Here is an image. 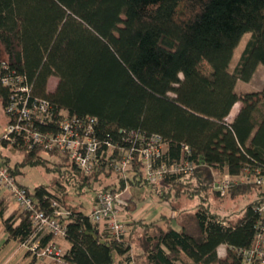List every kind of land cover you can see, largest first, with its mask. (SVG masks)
Instances as JSON below:
<instances>
[{
    "label": "trees",
    "instance_id": "obj_1",
    "mask_svg": "<svg viewBox=\"0 0 264 264\" xmlns=\"http://www.w3.org/2000/svg\"><path fill=\"white\" fill-rule=\"evenodd\" d=\"M247 33L251 38L231 71L235 50ZM0 46L2 60L28 77L33 96L52 103L55 119L63 110L71 116L96 117L99 138L116 144L112 158L129 145L124 133L138 130L159 134L166 143L155 167L183 158L198 164L192 174L166 175L160 182L169 188L181 185L183 192L195 196L206 188L213 190L215 172H264V88L242 94L236 90L238 80L250 81L264 64V0H0ZM54 77L58 82L50 90ZM10 94L0 87L4 108ZM238 102L241 106L229 120ZM8 146L0 142L1 162L16 177L21 164L48 167L50 158L41 149L14 145L25 154L20 164L10 165L3 153ZM45 153L61 158L56 167H49L54 175L50 183L31 191L18 180L34 196L38 209L48 210L54 199L67 205L50 188L53 184L62 195L71 188L83 194L126 185L118 174L120 183L97 189L93 177L113 174L111 166L100 164L87 177L67 154ZM129 172L130 186L149 184L143 164L135 163ZM164 185L157 188L160 201L169 200L162 192ZM256 189L257 199L235 223L215 213L202 196L191 211L172 204L179 211L180 229L163 214L157 221H134L122 240L101 231L84 208L67 205L72 215L66 221L69 248L62 264H246L244 251L254 243L264 187L238 184L228 191L236 195ZM0 218L9 240L23 244L33 238L35 227L27 212L20 207L8 212L1 195ZM57 238L42 233L39 245L57 243ZM221 245L227 247L225 256L219 255ZM26 255L32 256L28 264L39 259L30 250ZM117 256L123 257L120 262Z\"/></svg>",
    "mask_w": 264,
    "mask_h": 264
},
{
    "label": "built area",
    "instance_id": "obj_2",
    "mask_svg": "<svg viewBox=\"0 0 264 264\" xmlns=\"http://www.w3.org/2000/svg\"><path fill=\"white\" fill-rule=\"evenodd\" d=\"M0 87L11 92L5 107L9 123L0 142L6 141L12 147L20 146L27 150H55L67 154L87 177L92 175L97 166L105 163L126 179L124 188L96 192L88 214L91 221L101 231L106 230L112 238L122 240L127 235L128 229L122 215L132 198L128 176L135 163L143 164L145 178L151 184L160 182L169 174H192L198 167L189 158L170 165L161 163L159 167H155V162L166 152V143L159 134L146 135L138 130L124 133L123 138L129 145L126 148L120 147L119 155L112 158L116 144L111 139L99 138L96 117L71 116L63 110L59 112V118L55 119L52 103L48 99L33 96V86L28 77L12 69L5 60H0ZM183 150L188 155L191 154L189 146L184 145ZM18 180L10 167L1 162L0 157V191L10 193L12 200L27 212L35 227L33 238L36 239L32 238L22 245L39 259H49L50 264H62L65 254L63 246L51 241L41 248L39 236L48 232L64 238L66 221L72 215V210L58 199L51 201L48 210L38 209L34 196L26 187L19 185ZM238 184L264 187V172L246 168L240 175L226 173L215 177L213 188L224 195ZM257 210L260 221L253 246L244 251L246 264H264V199Z\"/></svg>",
    "mask_w": 264,
    "mask_h": 264
},
{
    "label": "rangeland",
    "instance_id": "obj_3",
    "mask_svg": "<svg viewBox=\"0 0 264 264\" xmlns=\"http://www.w3.org/2000/svg\"><path fill=\"white\" fill-rule=\"evenodd\" d=\"M251 38V33H247L243 36L239 46L236 48L230 69L231 71H234L236 66L239 63V60L241 58V55ZM5 54L3 53V49L0 46V59H4ZM204 69L208 71V66L204 64ZM58 82L57 78H51L49 82V89L53 90ZM264 88V64H260L251 78L250 81H242L238 80L236 90L238 93H246V92H253V91H260ZM241 103L238 102L230 116L229 120H232L235 116V114L238 112V109L240 108ZM9 123V115L6 113L4 105L2 103V100L0 98V138L5 133V130L7 129ZM4 157H9V163L10 165L15 166L16 164H20L23 160L24 156V150L16 149L12 146L4 147L3 148ZM48 158H50L48 167L46 166H25L22 167V164L20 166V170L18 171L21 174L18 178L19 180H22V183H24L26 186L29 187L31 191L35 189L36 186L41 184H49L52 177L54 178V175L52 172H50V168L56 167L55 162H61V158L57 155H51L47 154L45 152H41ZM8 160V158H5ZM50 167V168H49ZM22 168V169H21ZM223 175L220 172H215V177H219ZM120 176H118V173L114 172L113 174H100V176L97 178L94 176V179H97L96 188L100 189V185H109V184H118L120 183ZM53 182V181H52ZM149 183V182H148ZM195 183H192L190 186L192 187ZM164 185V182H157L155 184H143L142 186L135 187L130 186V191H132V203L130 204V210L134 208L133 202H141L147 201L151 204H163L166 206L165 211L160 213V217L165 214L167 217L173 219L175 216V211L172 208V204L177 206L176 208L178 210L184 211V210H193L195 205H197L198 202H202V198H206V203H208L211 206V209L218 213L221 216H227L230 218L232 223H235L244 213L245 208L248 204L254 202L258 197L259 190H253L250 193L245 194H233V192L226 193L224 195L221 194V196H218L213 190L210 189H204L202 192L198 193V195L194 196V193L191 191L183 192V186L179 185V187H173L169 188L164 185L163 187V193L168 197L169 200L160 201L159 196L157 195V188H160ZM50 188L53 189V191L58 195L62 196L65 200V203L67 205L76 206L78 209H83V211L86 214H89L92 209V204L95 199L96 192L95 190H87L85 188V191L83 194H78L75 191H73V188L69 190L68 193H65L62 195V192H59V188L55 186L54 184L50 186ZM58 189V190H57ZM58 191V192H57ZM203 196V197H202ZM171 200V202H169ZM81 206V207H80ZM163 205L159 208H162ZM179 213V211H176ZM157 213H155L154 216H156ZM142 215V214H141ZM140 215V217H141ZM19 247L18 243H13V245L6 248L5 255L9 254L11 252L12 248ZM225 248V247H222ZM13 249V250H14ZM25 248L20 250L19 253L14 256L12 262L10 264H22V260L25 258Z\"/></svg>",
    "mask_w": 264,
    "mask_h": 264
},
{
    "label": "crops",
    "instance_id": "obj_4",
    "mask_svg": "<svg viewBox=\"0 0 264 264\" xmlns=\"http://www.w3.org/2000/svg\"><path fill=\"white\" fill-rule=\"evenodd\" d=\"M0 195L2 198H4L5 202L8 205V212H12L13 210L19 208V206L12 200L10 193L8 191L1 190ZM131 203L132 202L129 203L127 210L122 215L123 219L127 225V229H128L127 235L130 234L134 221L143 220L145 222H151V221L160 220L161 219L160 213H162L166 209V206H164V203L163 204L156 203L153 205L151 203H148L147 201L142 200L141 202H137V201L133 202L134 208L132 210H130V206H131L130 204ZM162 205H163V207L159 208ZM155 213H157L156 216H154ZM140 215H141V217H140ZM178 215H179L178 212L175 211V216L172 219L171 223L175 228L180 229ZM161 222L163 223V221H161ZM56 241L58 244L63 246L64 249L67 250L69 248V243L64 238L59 237V238H57ZM14 242L18 243L17 241L9 240V235L6 232L4 222L0 218V264H10L12 262L14 256H16V254L19 253V251L24 249V248H25L26 252H25V256H24L25 258L22 260V264H28L32 260V256L26 255L28 249L20 243H18L19 247H16L15 249L12 248L11 252L9 254L5 255L6 248L13 245ZM222 247H225V248H222ZM218 251H219L220 256H225L226 251H227V247L225 245H221L219 247ZM136 254H137V249L135 248V245H133V247L131 249V256L135 257ZM122 258L123 257H121V256H117L116 262H120ZM34 264H50V260L49 259H45V260L38 259L35 261Z\"/></svg>",
    "mask_w": 264,
    "mask_h": 264
}]
</instances>
